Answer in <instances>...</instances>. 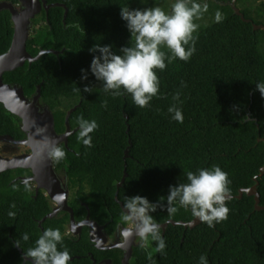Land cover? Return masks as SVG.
I'll return each instance as SVG.
<instances>
[{
    "label": "trees",
    "instance_id": "1",
    "mask_svg": "<svg viewBox=\"0 0 264 264\" xmlns=\"http://www.w3.org/2000/svg\"><path fill=\"white\" fill-rule=\"evenodd\" d=\"M149 1L46 0L47 4H63L66 17L63 21L64 9L55 6L47 16L42 12L34 18L26 50L31 56L40 49L58 54H44L2 75L4 83L20 86L27 98L40 85L39 103L51 111L57 134L65 129L66 112L76 107L68 118L70 129L76 130L68 137L67 146L59 145L64 158L55 160L56 166L65 168L74 192L69 205L75 219L86 214L80 202L99 223L122 214L114 193L124 163L127 176L117 190L118 200L123 204L126 197L140 195L158 201L157 210L151 213L157 224L193 218L183 207L178 206L172 215L160 207L170 185L187 183V172L218 165L228 174L230 195L236 196L240 189L254 185L264 164V97L255 87L264 82V31L254 30L252 23L256 22L242 20L229 4L206 1L208 11L194 19L198 25L193 34L195 51L188 61L173 58L169 62L171 53L166 47L161 49L166 67L155 70L159 91L149 106L135 105L129 94L104 92L90 72L87 80L80 79L81 69L89 67V48L94 44L111 45L117 54L121 47L134 46L135 37L121 20L120 8ZM262 7L256 9L258 18ZM216 11L223 16L220 22L214 19ZM240 12L245 20L251 19L249 9ZM12 28L9 12L1 11L0 55L10 45ZM84 84L94 87V92H83ZM170 106L181 110L183 122L172 119ZM81 117L98 125L90 133L91 147L78 139ZM4 121L10 135L19 132L18 118L0 104V128ZM128 140L129 157L124 160ZM11 179V172L0 173V264H22L23 251L34 247L45 229L63 231L69 219L67 213L60 212L39 227L37 221L50 210L46 198L42 194L29 196L24 184ZM257 182L260 205L264 206V174ZM226 204L228 218L214 227L203 222L192 229L168 224L163 235L160 230L165 249L158 252L157 242L149 237L148 247L134 250V264H199L201 255L208 264H264V210L255 211L253 197L246 194L226 200ZM9 211L15 216L9 217ZM23 233H28L27 241L22 239ZM58 249L78 256L70 264H91L88 251L95 257L85 233L77 241L63 236Z\"/></svg>",
    "mask_w": 264,
    "mask_h": 264
},
{
    "label": "clouds",
    "instance_id": "2",
    "mask_svg": "<svg viewBox=\"0 0 264 264\" xmlns=\"http://www.w3.org/2000/svg\"><path fill=\"white\" fill-rule=\"evenodd\" d=\"M208 11L207 3H198L196 0H174L171 12L166 13L161 7H147L132 9L128 6L120 8V18L130 35L135 37L134 46L121 47L120 54L112 50L111 45L94 44L89 48L92 59L87 70L81 69V80H87L88 72L100 82L104 92L119 96L129 94L132 102L141 107L149 106L150 101L159 91V79L156 69L166 67V54L161 49L166 47L173 58L188 61L195 51L194 32L198 25L194 19H199ZM216 22L223 16L220 11L214 15ZM96 53H99L96 55ZM256 89L264 97V82H257ZM83 92L92 93L94 87L84 84ZM178 98V94L174 99ZM168 112L172 119L183 122V115L179 108L170 106ZM98 127L95 120L78 119V139L86 146L91 147L92 133ZM48 147L47 155L55 160L65 156L64 150L54 143ZM187 183L170 185L166 201L160 207L169 215L178 211V206L190 210L193 217L198 218L209 228L214 227L228 218L229 208L226 200L230 196L228 174L218 165L211 168H199L196 172L189 171L186 175ZM28 189V182L25 181ZM158 201L150 202L147 197L135 195L126 197L123 202L124 214L122 219L128 222L132 229H125L123 235L128 237L134 230L145 244L149 237L156 241V250L162 252L165 240L160 235V226L151 213L157 210ZM10 207H15L11 205ZM9 217L15 212L9 211ZM22 239H29L28 233L22 234ZM63 236L58 228H47L35 240V246L23 251L26 264H70L72 259L67 249L59 250L58 244ZM19 247V243H15ZM151 260V254H149ZM199 264H208L204 255L199 257Z\"/></svg>",
    "mask_w": 264,
    "mask_h": 264
},
{
    "label": "water",
    "instance_id": "3",
    "mask_svg": "<svg viewBox=\"0 0 264 264\" xmlns=\"http://www.w3.org/2000/svg\"><path fill=\"white\" fill-rule=\"evenodd\" d=\"M21 1L22 9L16 10L10 4H0V8H5L10 13L11 22L13 24V32L11 36V41L8 49L0 55V103H2L4 109L9 112L10 114L16 116L21 120V130L25 133L26 138L22 141H14L7 135H0V141H8L14 144H23L28 146L31 150L32 154L30 155H20L16 156L12 159H2L3 165H0V172L6 169H14L18 167H31L34 172L36 167H38V174H50L52 169V158L47 155L48 147L53 143L59 146L63 143L67 146L68 137L75 132L76 129L71 130L68 122V118L70 113L75 110L76 107L71 108L69 111L66 112L64 123H65V130L61 134H57L54 129V120L53 116L48 109L47 106H43L42 108L39 107V98H40V85L36 86L35 94L27 98L24 93L23 89L20 86L15 84H5L2 81V75L6 72H10L15 70L16 68L21 67L25 62L31 64L32 62L38 60L44 54H55L57 55L58 52L52 49L42 50L40 49L37 55L31 56L26 50V41L29 36L30 31V22L31 19L37 15L41 8L44 11L48 12L50 7H62L64 9L63 13V21L66 17L67 8L63 4L59 3H52L47 4L46 0H19ZM236 0H232L227 4L233 9L234 13L244 21L243 14L236 8L235 6ZM253 29L263 30V25H255L252 24ZM125 118H127L125 116ZM128 147L125 148L123 159L129 157L128 155V148L130 146V140H128ZM264 174V164L259 168L258 175L254 178V185L246 189H240L236 196H229V199L237 198L241 199L243 194L247 196H251L254 199V210L261 211L264 210V206L260 205L259 200V193L257 192V177H261ZM126 164H123V175L119 182L116 184V189L118 190L124 179L126 178ZM41 177V176H40ZM34 179V178H33ZM35 180V179H34ZM37 189L42 188L47 191L48 195L54 200L57 204L56 208H54L51 212L46 214L41 220L38 222V226H40L41 222L45 219H51L58 211H68L70 217V228L74 232V219L71 208L67 205V197L66 193L62 191L59 186V182L55 179L53 182H49L48 179H37ZM25 182V181H24ZM117 190L114 195L115 201H118L117 198ZM57 193V194H56ZM119 205L122 207V203L119 202ZM89 212L87 210L86 218L78 224L79 226L87 225L91 228V241L96 243V246L101 248L100 244L106 242V239L101 238L98 239V234L100 233L101 229L98 227L96 222H92L88 219ZM201 221L193 217L188 222H175L172 220H167L166 222L159 224L160 230L162 235L165 231V228L168 224L175 226V225H182L184 228H194L197 226ZM92 236H96V239H93ZM113 247H124L123 244L119 245H111L104 247L103 249H109ZM127 253L124 255L123 262H127V258L130 254V245L127 244ZM25 261L23 259L22 264Z\"/></svg>",
    "mask_w": 264,
    "mask_h": 264
},
{
    "label": "flooded vegetation",
    "instance_id": "4",
    "mask_svg": "<svg viewBox=\"0 0 264 264\" xmlns=\"http://www.w3.org/2000/svg\"><path fill=\"white\" fill-rule=\"evenodd\" d=\"M236 2H237V0H236ZM236 2H235V6H236ZM252 2H253V0H252ZM257 2L259 4L255 7L253 6L254 7L253 9L251 8V6H252L251 3L245 7V9H249L252 12L251 14L254 15L255 17H257L256 16V12H257L256 9L258 7L264 5V0H261V1L259 0ZM2 3L3 4H10L11 6H13L14 9H16L18 11L22 9L21 1H19V0H0V4H2ZM3 10L8 11L5 8H0V12ZM42 12H44L45 16H47L48 12L46 14L44 9L41 8L40 12L37 15H35L34 18H37V17L39 18L41 16ZM258 13L261 16L259 18L264 19V7H262V11H259ZM33 19H31V21ZM248 21L249 22L251 21V23H252V21H254V20L248 19ZM252 24L264 26V24H256L254 22ZM30 25H31V22H30ZM12 27H13V24H12ZM5 84H7V83H5ZM0 104L2 105V103H0ZM43 106H46V105H42L39 103L40 108H42ZM2 107H3V105H2ZM6 124H7V121H4V126L2 128H0V135H7L10 138H12L14 141L25 140L26 135L21 130V120L19 118L17 121V129L19 132H15V133H13V135H10V133L8 132V127L6 126ZM61 144H63V143H61ZM30 154H32V152L28 148V146H26V145L14 144V143H11L8 141H0V165H3L2 159H12L16 156L30 155ZM51 169H52L51 173L50 174L48 173L45 175L44 174H38V167H36L35 172L31 167H28V168L27 167H25V168L24 167H18V168H14V169H6V170L1 171L0 173L6 172V171L11 172L12 179L10 182L19 181L25 185L24 181H27L28 182V194H29V196L35 198L37 195L42 194L43 197L46 198L47 203L50 207L49 212H51L54 208H56L57 204L48 195L47 191H45L42 188L37 189V182L35 180H36V178L37 179L45 178V180L48 179V181L51 183V182H53V180L56 179L59 182V186L62 189V191H64L66 193L67 205L71 208V206L69 205V201L71 199L72 194H74V192L72 191V189L70 188V186L68 184V178L66 175L65 168L56 166L55 165V159L52 158ZM114 195H115V193H114ZM116 202L119 204L120 201L118 200ZM80 205H83L86 208L85 216L80 218V219L74 218V212H73V209L71 208L72 214H73V219H74V232L70 228V217H69L68 211H58L54 215V217L60 212H65L68 214L69 219H68L67 228L65 230L61 231V234L63 236L68 237L70 239L73 238L77 241L81 237L82 234L85 233L87 235V238H88V241L90 242L91 248L95 251V257L92 255V253L90 251L87 252V256L90 259L91 264H134V257H133L134 250L140 246L141 247H148L149 246L148 241L146 244L143 241H141L140 238L137 235H135L134 230L132 232V235H130L128 237H125L123 235L124 230L125 229H132V226L128 222H125L122 219V216L124 214V210H123V207H121L119 205L121 208L122 214L119 216L116 215L115 219L111 216L108 221L103 222V223H99L96 220L91 219L90 216H88V219L91 220L92 222H96L98 227L101 229L100 233L98 234V239H101V238L106 239L105 243L100 244L101 248L97 247L96 243L91 241V235H90L91 234V228L87 225H82V226L78 227V224L86 218L87 210H88V207L85 203L80 202ZM88 212H89V210H88ZM38 222L39 221H37V224H38ZM92 238L96 239L97 237L92 236ZM119 244H123L124 247H113V248H109V249H103L104 247H107V246L119 245ZM127 244L130 245V254L127 258V262H123L124 255H125V253H127V248H126ZM73 257L78 258V256H73Z\"/></svg>",
    "mask_w": 264,
    "mask_h": 264
},
{
    "label": "rangeland",
    "instance_id": "5",
    "mask_svg": "<svg viewBox=\"0 0 264 264\" xmlns=\"http://www.w3.org/2000/svg\"><path fill=\"white\" fill-rule=\"evenodd\" d=\"M191 0H189L190 2ZM199 3L203 4L206 3L207 0H196ZM213 2L216 3H225L227 4L228 2H230L231 0H211ZM259 0H238L236 3V8L238 10H243L245 9L246 6H248V4L251 3V8L253 9L255 6H257L259 3L257 2ZM261 1V0H260ZM174 2V0H151L148 3H141L140 5L134 3L133 5L130 6V8L132 9H143V8H147V7H154V6H159L161 7L166 13H170L171 12V5ZM254 6V7H253ZM210 18H213V16L209 15ZM251 19H253L256 23L259 22V24H264V19H260L255 17L254 15H251Z\"/></svg>",
    "mask_w": 264,
    "mask_h": 264
}]
</instances>
